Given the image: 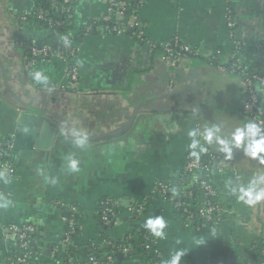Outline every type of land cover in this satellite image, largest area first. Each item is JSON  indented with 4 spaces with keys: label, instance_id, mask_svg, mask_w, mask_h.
Masks as SVG:
<instances>
[{
    "label": "crops",
    "instance_id": "crops-1",
    "mask_svg": "<svg viewBox=\"0 0 264 264\" xmlns=\"http://www.w3.org/2000/svg\"><path fill=\"white\" fill-rule=\"evenodd\" d=\"M108 3L73 4L69 33L78 47L80 77L72 85L59 57L30 69L25 66L26 43L52 33L34 17L22 19L34 1L0 0V134L14 135L16 165L15 176L1 183L0 264L13 249L2 228L26 223L42 232L35 244L44 263L63 260L75 247L73 260L84 264L89 248L105 239L99 207L107 195L122 201L116 223L106 229L118 241L129 240L136 225L143 227L149 217L162 216L167 222L164 238L153 235L151 243L164 259L141 255L135 258L140 264H166L182 249L186 252L180 264H251L258 241L264 244V201L248 206L226 185L229 181L247 185L264 175V164L240 149L228 159L215 142L205 144L203 132L215 125L221 128L220 135L230 137L235 128L256 121L245 108L243 76L222 67L234 55L247 67L262 62L264 0H145L140 15L148 42L138 41L131 31L85 33L86 24L102 15ZM226 6L237 22L233 37ZM175 36L197 54L170 65L158 46ZM38 70L49 76L48 84L32 79L31 73ZM259 91L264 109V82ZM43 118L58 129L49 149L36 147ZM192 130L198 135H189ZM74 131L87 133L83 147L73 143ZM199 140L222 161L212 182L223 220L213 228L198 229L171 201L154 192L156 180L173 183L176 191L186 187L181 184L183 163L188 154L203 153ZM71 156L80 162L78 171L68 166ZM144 201L145 215L134 222L128 206ZM69 204L79 209L80 229L74 244L65 246Z\"/></svg>",
    "mask_w": 264,
    "mask_h": 264
},
{
    "label": "built area",
    "instance_id": "built-area-1",
    "mask_svg": "<svg viewBox=\"0 0 264 264\" xmlns=\"http://www.w3.org/2000/svg\"><path fill=\"white\" fill-rule=\"evenodd\" d=\"M33 1L34 8L22 15L23 20L34 17L50 30L61 27H69L70 29L72 27L74 18L73 13L70 12L73 10V4L78 0ZM132 1L133 0H109L106 11L102 15L91 19L86 24L84 32L87 34H125L128 33L131 28V34L135 39L140 42H148L146 24L140 15L145 0H136L135 3H132ZM225 10L226 24L230 37H233L237 22L232 8L226 6ZM65 37H67V39H65ZM71 38L68 32L67 36L57 38L54 45L50 42L38 43V40H33L27 46L26 68L30 69L40 61H44L51 57H59L65 64L66 77L72 85H76L80 77V70L76 61L78 47ZM156 46L157 45H155V47ZM158 47L162 50L163 60L170 65H175L182 57H186L190 54H197L194 49L182 42L177 36L161 43ZM260 48L264 54V44H262ZM231 61L234 67L231 71L241 74L245 81L247 93L245 102L246 110L257 123L264 126V109L261 106L258 87V83L264 82V77L259 73L251 74L249 71L241 70V65H244V62L236 55L232 57ZM222 68L227 70L226 67ZM14 142L15 137L13 134H0V198L4 194V189L1 184L2 180L12 178L16 174L15 158L13 155ZM209 153L210 155L207 162H203L188 154L186 156V162L183 165L184 173L191 177L192 181H194V185H198L201 191L204 192V196L207 197L197 210L191 208L194 196L193 185L186 186L176 191L171 182L156 180L154 183V192L171 201L176 210L184 218L189 221H194L195 218L199 220V224L196 226L198 229L211 228L213 226L217 227L223 220V209L218 201V191L212 182L213 171L222 168V161L218 154L211 151H209ZM212 164L215 165L214 168H212ZM184 179L185 176L182 175L181 184H183ZM121 202V199L115 196L107 195L103 197L99 207V216L104 226L110 227L116 223L118 207L121 206ZM128 209L132 217L134 216L141 219L145 215L146 202L137 203L133 206L129 205ZM67 211L68 218L62 243L65 246H72L79 227V209L76 205L69 204L67 206ZM1 234H3L5 239L11 240L14 245H16L15 249L8 251L3 257L4 264H56V261L44 263L41 260V254L32 249V240L36 243V241L42 237V232H40L36 225L32 223H26L21 226L11 224L4 226L1 230ZM146 239L148 240L146 248L151 253H156L157 256H161L157 247L151 244L154 237H146ZM103 240L102 245L91 246L90 253L84 264H118L116 259L117 256L124 258L132 251V246L126 245L125 243L118 244L110 239ZM105 245H110L111 250L104 256L99 257L98 250ZM61 264L80 263L75 262L73 256H70L67 261L61 262ZM119 264H126V261ZM134 264H140V262L136 261ZM261 264H264V262Z\"/></svg>",
    "mask_w": 264,
    "mask_h": 264
},
{
    "label": "clouds",
    "instance_id": "clouds-1",
    "mask_svg": "<svg viewBox=\"0 0 264 264\" xmlns=\"http://www.w3.org/2000/svg\"><path fill=\"white\" fill-rule=\"evenodd\" d=\"M31 76L37 84L46 85L49 83V76L45 74L44 70L34 71ZM220 133L221 128L219 126L213 125L205 129L203 132L205 144L211 145L215 142L219 146L218 151L226 154L228 159L232 158L234 149H240L245 156L253 160H259L260 163L264 164V126L256 121L249 120L241 127L235 128L230 137H224ZM189 135H198V132L192 130ZM72 136L73 143L77 147H83L87 143V133L84 131H74ZM198 142L201 144L200 140ZM201 145V151L207 152L208 148L203 144ZM191 155L196 156L197 154L193 152ZM197 159H199L198 156ZM79 163V160L72 156L68 160V166L73 171L79 170ZM261 184H264V175H258L250 180L247 185H232L229 181L226 186L230 187V194L234 195L239 202H243L248 206H255L264 201V187H260ZM143 227L148 229L152 235L162 239L165 235L164 229L167 227V222L162 216L149 217ZM185 252L186 250L183 249L175 251L171 258L166 261V264H180Z\"/></svg>",
    "mask_w": 264,
    "mask_h": 264
},
{
    "label": "trees",
    "instance_id": "trees-1",
    "mask_svg": "<svg viewBox=\"0 0 264 264\" xmlns=\"http://www.w3.org/2000/svg\"><path fill=\"white\" fill-rule=\"evenodd\" d=\"M135 2H136V0L132 1V3H135ZM70 13H73V10ZM42 25L45 28H47L44 24H42ZM51 31H52V33L48 38H44L43 40H38L39 41L38 43L50 42L51 44L54 45L57 38L62 37V36H67V33L69 32V27L54 28ZM31 42H32V40H29L26 43V48H27L28 44H30ZM211 62L215 63L216 61L214 59ZM225 67L227 68L228 72H232L231 69L234 68L232 61H230L229 64ZM241 67H242L241 70L249 71L251 74L259 73L261 76L264 77V56L262 57L261 63H254L250 67H247L246 65H241ZM232 73H236V72H232ZM259 85H261V83H258V87H259ZM190 155H191V153H190ZM209 155H210V153L208 150L207 152H205V153L203 152L200 155L197 154L196 156H193V155L192 156L195 158H197V156H198L200 160H202L203 162H207ZM185 162H186V158L184 160L183 165L185 164ZM214 166L215 165L212 164V168H214ZM201 174H202V172H201ZM182 175L185 176V179L183 180L184 182L182 185H184V186L193 185V187H194V196L192 199L193 203H191V208L193 210H197L201 206L203 201L205 199H207V197L204 196V192L201 191V189L199 188L198 185H194V181H192L191 177L188 174L184 173L183 169H182ZM175 193H177V192H175ZM131 206H133V205H131ZM120 207H122V205ZM120 207H118V210ZM138 219L139 218H136L133 216L134 222L138 221ZM193 223L197 226L199 224V220L197 218H195ZM101 225H102V229H101L102 231L100 234L103 238H105L106 240L107 239L113 240L118 244L125 243L126 245L132 246V251L127 256H125L124 258H120L119 256L116 255L117 256L116 259L118 261V264L123 262V261H126V264H134V263H136L135 258L137 256H141V255L147 256L150 259H156L158 261L164 259V257L162 255L157 256L156 253H151L146 248V243L148 242L146 237H153V235L151 234V232L148 229L142 227V225H136L132 237L129 240H127L126 242L118 241V240L114 239L113 237H111L110 235H108V233L106 232V229L110 228L111 226L110 227L104 226V224L102 222H101ZM213 227H215V226H213ZM213 227H211V228H213ZM79 229L80 228L78 227L76 235L79 233ZM34 236H36V235H34ZM0 240H1V237H0ZM31 246H32V249L34 251L39 252L41 254V249L36 244H33V242H31ZM12 248L13 249L16 248V245H14V243H12ZM90 248H89V251H90ZM75 249H76L75 247L70 248L68 250V254L65 255V258L63 260H61V258L58 257L55 260L56 264L57 263L61 264L62 261H67L70 256L74 255ZM110 250H111V246L105 245L103 248H100L98 250V256L102 257L103 254L109 253ZM262 262H264V244H263L262 240H259L257 245H256V248L254 249L251 264H261ZM187 263L188 262H184V264H187Z\"/></svg>",
    "mask_w": 264,
    "mask_h": 264
},
{
    "label": "water",
    "instance_id": "water-1",
    "mask_svg": "<svg viewBox=\"0 0 264 264\" xmlns=\"http://www.w3.org/2000/svg\"><path fill=\"white\" fill-rule=\"evenodd\" d=\"M129 31H132L130 28ZM57 127L52 125L48 118H43L42 130L39 138L36 140V147L49 149L54 142ZM130 201H128L129 203ZM35 244V241H32Z\"/></svg>",
    "mask_w": 264,
    "mask_h": 264
}]
</instances>
